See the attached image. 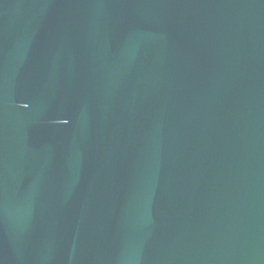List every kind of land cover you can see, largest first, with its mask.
I'll return each mask as SVG.
<instances>
[{
  "label": "water",
  "instance_id": "95a60500",
  "mask_svg": "<svg viewBox=\"0 0 264 264\" xmlns=\"http://www.w3.org/2000/svg\"><path fill=\"white\" fill-rule=\"evenodd\" d=\"M0 264H264V0H0Z\"/></svg>",
  "mask_w": 264,
  "mask_h": 264
}]
</instances>
